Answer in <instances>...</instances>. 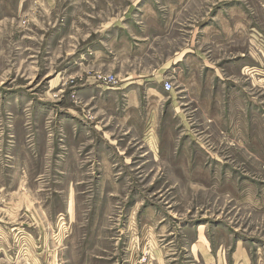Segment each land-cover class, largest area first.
Segmentation results:
<instances>
[{
  "label": "rangeland",
  "instance_id": "obj_1",
  "mask_svg": "<svg viewBox=\"0 0 264 264\" xmlns=\"http://www.w3.org/2000/svg\"><path fill=\"white\" fill-rule=\"evenodd\" d=\"M0 264H264V0H0Z\"/></svg>",
  "mask_w": 264,
  "mask_h": 264
},
{
  "label": "built area",
  "instance_id": "obj_2",
  "mask_svg": "<svg viewBox=\"0 0 264 264\" xmlns=\"http://www.w3.org/2000/svg\"><path fill=\"white\" fill-rule=\"evenodd\" d=\"M164 88H165L166 90H170V89L172 88V83H171V81H166V82L164 83Z\"/></svg>",
  "mask_w": 264,
  "mask_h": 264
}]
</instances>
